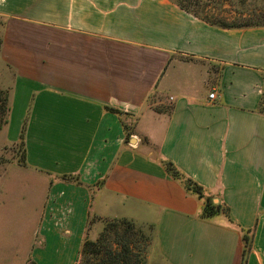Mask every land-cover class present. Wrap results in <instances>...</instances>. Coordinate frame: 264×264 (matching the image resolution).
<instances>
[{"label": "crops", "instance_id": "1", "mask_svg": "<svg viewBox=\"0 0 264 264\" xmlns=\"http://www.w3.org/2000/svg\"><path fill=\"white\" fill-rule=\"evenodd\" d=\"M0 21L1 135L18 141L28 114L37 174L0 187V218L12 193L31 205L24 260L76 264L89 220L95 241L126 219L153 229L146 264H241L238 227L245 264H264V27L217 28L166 0H0ZM161 160L227 213L201 219Z\"/></svg>", "mask_w": 264, "mask_h": 264}, {"label": "rangeland", "instance_id": "2", "mask_svg": "<svg viewBox=\"0 0 264 264\" xmlns=\"http://www.w3.org/2000/svg\"><path fill=\"white\" fill-rule=\"evenodd\" d=\"M173 5L184 6L188 8L187 12L198 19L215 18L224 19L231 23H242L245 20L257 16L264 17V0H166ZM196 15V16H195ZM1 29V21H0ZM3 72V73H2ZM11 75L6 72L0 63V86L8 90L11 84ZM168 109V107H167ZM153 129V124L149 118L141 124V128ZM3 129V128H2ZM2 131V130H1ZM0 131V187L5 189L1 183L8 184L13 180L33 179L37 177L33 170L26 167L21 157V147L17 143L7 142ZM8 194L9 192L6 191ZM16 192L12 193L11 205L2 214L0 218V264H33L30 259H25L31 238L29 236L28 225H26V216L31 215L30 203L24 207H19L16 203ZM6 209L7 207H3ZM95 220H89L85 230L84 240H88V235H93L92 225ZM120 220L105 221L102 223L101 231L98 237L103 233L104 227H108V232L104 235L112 240L115 236L111 231L110 224L118 226L117 231L122 233L125 226L118 224ZM95 229V228H94ZM130 242V258L139 263L146 264L147 255L153 242V229L147 226H134L128 233ZM97 240V239H96ZM95 240V241H96ZM114 251H118L117 246H112ZM17 253V255H16ZM19 256V257H17ZM78 259L76 264H79ZM133 261V262H134ZM48 263V262H47ZM35 264H38L35 262Z\"/></svg>", "mask_w": 264, "mask_h": 264}, {"label": "trees", "instance_id": "3", "mask_svg": "<svg viewBox=\"0 0 264 264\" xmlns=\"http://www.w3.org/2000/svg\"><path fill=\"white\" fill-rule=\"evenodd\" d=\"M181 10L186 13L189 12L187 7L180 6ZM194 16V15H193ZM196 16V15H195ZM201 21L221 29H243V28H256L264 27V17L257 16L249 18L242 23H231L224 19H215V18H204L200 19ZM107 110L115 113L119 117H125L126 115L120 111L114 109ZM10 111L9 107V94L6 90L2 89L0 86V131L8 122V114ZM29 112V111H28ZM259 112L264 114V99L259 105ZM28 114L22 124L21 131L17 143L21 147V157L25 162V132L27 126ZM127 130L128 128L125 127ZM160 164L162 165L166 174L177 181L183 188V190L191 196H194L196 199L203 201L201 207L200 218L209 219L212 216L217 214H226L227 209L224 208L220 203L214 204L212 198L205 195V189L199 184L194 182L192 179L185 176L181 171H179L175 165L170 161L161 160ZM62 180L71 181L75 184H79L77 178L72 175L63 176ZM118 224L120 226H125L122 233L117 231L118 226L116 224L109 225L114 233L112 240H109L108 236L104 235L105 232H108V227H104L103 233L97 238L96 241L84 240L79 249V264H141L138 261H134L130 258L131 250L129 248L130 242L128 239V233L131 229L136 226L132 221L126 219H118ZM241 232L243 250H242V262L245 264L247 256L251 248V234L252 230H245L239 228ZM117 246L118 251H114L112 246ZM134 261V262H133ZM143 264V263H142Z\"/></svg>", "mask_w": 264, "mask_h": 264}, {"label": "built area", "instance_id": "4", "mask_svg": "<svg viewBox=\"0 0 264 264\" xmlns=\"http://www.w3.org/2000/svg\"><path fill=\"white\" fill-rule=\"evenodd\" d=\"M216 98V92L215 90H212L209 94H208V99L209 100H214Z\"/></svg>", "mask_w": 264, "mask_h": 264}]
</instances>
